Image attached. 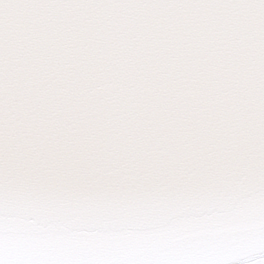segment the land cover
Returning <instances> with one entry per match:
<instances>
[{
  "label": "snow or ice",
  "instance_id": "6c2138e0",
  "mask_svg": "<svg viewBox=\"0 0 264 264\" xmlns=\"http://www.w3.org/2000/svg\"><path fill=\"white\" fill-rule=\"evenodd\" d=\"M13 74L21 169L25 124L36 112L54 116L49 126L32 122L37 142L42 135L50 142L42 152L47 171L35 161L31 179L85 186L92 158L95 191L114 190L83 203L80 223L148 229L155 218L167 223L164 213L101 170L159 162L153 148L162 137L174 149L189 129L207 137L228 124L234 141L243 138L251 148L257 191H264V0H0V264H264V203L253 206L248 226L193 239L64 248L11 241L4 209ZM101 83L105 90L90 94ZM73 124L82 133L75 177L50 157L59 153L71 163ZM55 134L68 137L65 149L51 142Z\"/></svg>",
  "mask_w": 264,
  "mask_h": 264
},
{
  "label": "water",
  "instance_id": "95a60500",
  "mask_svg": "<svg viewBox=\"0 0 264 264\" xmlns=\"http://www.w3.org/2000/svg\"><path fill=\"white\" fill-rule=\"evenodd\" d=\"M34 85L35 81L28 82L29 87ZM16 87L13 74L10 80L7 201L4 209V223L8 229L6 235L13 242L43 248H64L88 242L159 241L165 235L193 239L209 230L248 226L253 206L264 203V191L258 192L255 184L258 172L251 148L246 146L243 138L238 143L234 141L231 128L224 124L221 135L209 131L207 137H203L192 134L189 129V134L181 136L174 149L167 138L162 137L153 148V152L160 156L159 162L146 158L131 172L124 170L126 165L101 170V174L117 177L121 183H127L133 192L143 194L148 207L163 212L167 223L161 224L159 218H155L153 226L148 229H112L81 224V205L90 199L111 195L113 186L106 185L99 193L95 191L96 169L92 158L88 160L92 172L85 186L66 188L63 183L51 184L46 178L31 179L35 161L39 160L41 167L47 171L42 152L50 142L47 135L40 136L37 142L32 122L45 127L55 119L51 115L42 116L39 112L33 114L32 122L25 124V161L21 169L17 162ZM104 90L105 85L101 83L90 94ZM45 91L41 90L42 94ZM192 119V114L185 117L188 121ZM68 133L72 138L71 163L68 164L59 153H52L50 157L56 159L58 170L75 177L79 173L76 150L82 133L77 124L69 127ZM51 142L57 149H65L68 137L55 134ZM113 155L115 153L109 154ZM259 175L264 179V169ZM121 194L126 198L129 192L125 190Z\"/></svg>",
  "mask_w": 264,
  "mask_h": 264
}]
</instances>
